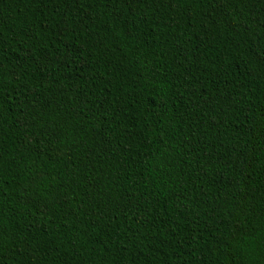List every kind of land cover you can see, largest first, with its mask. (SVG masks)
<instances>
[{"label":"trees","instance_id":"16d2710c","mask_svg":"<svg viewBox=\"0 0 264 264\" xmlns=\"http://www.w3.org/2000/svg\"><path fill=\"white\" fill-rule=\"evenodd\" d=\"M0 264H264V0H0Z\"/></svg>","mask_w":264,"mask_h":264}]
</instances>
